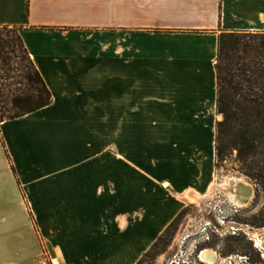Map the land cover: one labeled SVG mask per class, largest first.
<instances>
[{"label":"crops","instance_id":"obj_1","mask_svg":"<svg viewBox=\"0 0 264 264\" xmlns=\"http://www.w3.org/2000/svg\"><path fill=\"white\" fill-rule=\"evenodd\" d=\"M26 3L0 24L53 100L0 122V264H137L212 185L219 35L264 30V0Z\"/></svg>","mask_w":264,"mask_h":264},{"label":"trees","instance_id":"obj_2","mask_svg":"<svg viewBox=\"0 0 264 264\" xmlns=\"http://www.w3.org/2000/svg\"><path fill=\"white\" fill-rule=\"evenodd\" d=\"M20 30L18 25L0 24V122L39 110L53 100ZM215 66L217 108L223 115L216 127V165L237 149L238 158L264 187V30L222 32ZM182 212L145 255L175 230ZM255 221L264 225V208Z\"/></svg>","mask_w":264,"mask_h":264},{"label":"rangeland","instance_id":"obj_3","mask_svg":"<svg viewBox=\"0 0 264 264\" xmlns=\"http://www.w3.org/2000/svg\"><path fill=\"white\" fill-rule=\"evenodd\" d=\"M219 114L222 119L223 115ZM114 136V130H103V137ZM216 167L209 191L200 201L189 204L183 210L175 230L165 234L164 239L143 257L140 264H264V250L255 242L264 240V225L255 221L264 208V187L261 180L254 172L247 170L238 158L237 149ZM225 176L241 178L249 184L250 195L241 204L242 207L234 204L228 197L227 188L224 187L223 190L215 187L214 184L223 182ZM215 188L220 190L219 194H212ZM23 198L24 194L22 196L17 192L10 195L13 203L11 212L14 215L18 213L14 204L25 201ZM209 200L212 202L211 207ZM232 226H237L239 230L233 233ZM252 227L257 233L249 235ZM6 233L7 223L0 218V239ZM206 248L216 252L217 258L213 262L200 259V251ZM43 249L46 250L44 246Z\"/></svg>","mask_w":264,"mask_h":264},{"label":"bare ground","instance_id":"obj_4","mask_svg":"<svg viewBox=\"0 0 264 264\" xmlns=\"http://www.w3.org/2000/svg\"><path fill=\"white\" fill-rule=\"evenodd\" d=\"M223 182H217V183H215L214 185H215V187H219V188H224V189H226V193L228 194V197H230V198H232L233 197V195H232V192L230 191V188H232L234 185H236L237 184V182H239L240 180L239 179H237V178H235V177H232V176H225L224 177V179L222 180ZM248 185L244 182H241L240 181V192H241V194H244V191L246 190V187H247ZM223 189V190H224ZM198 201H200V199H198ZM254 232H255V230H254ZM255 234V233H254ZM256 236V235H255ZM256 238H257V236H256ZM255 238V239H256ZM256 241V240H255ZM257 244H261V243H259L258 241H257ZM257 246V245H256ZM261 246L263 247V250H264V244H261ZM259 247V246H258ZM202 257H203V259H205L206 261H209V262H213L216 258H217V254L213 251V250H211V249H208V248H206V249H204V251H203V254H202Z\"/></svg>","mask_w":264,"mask_h":264},{"label":"flooded vegetation","instance_id":"obj_5","mask_svg":"<svg viewBox=\"0 0 264 264\" xmlns=\"http://www.w3.org/2000/svg\"><path fill=\"white\" fill-rule=\"evenodd\" d=\"M233 177V176H232ZM235 178H237V177H235ZM237 179H239L241 182H245L244 180H242L241 178H237ZM240 181L239 182H237L238 184H236V185H234L232 188H230V191L232 192V195H233V197L232 198H230L233 202H234V204H236L237 206H239V207H242L243 205H241V204H243L245 201H246V199H247V197H249V195H250V192H249V184L247 183V182H245L248 186L246 187V190L244 191V194H241V192H240ZM257 241L258 240H256V244H257ZM259 243H261V244H264V240L263 239H260L259 240ZM261 244H257L260 248H262L263 249V247L261 246ZM203 251H204V249H202L201 251H200V255H199V257H200V259L201 260H203V261H206L205 259H203V257H202V254H203ZM215 252V251H214ZM216 253V252H215ZM206 262H209V261H206ZM210 263V262H209Z\"/></svg>","mask_w":264,"mask_h":264},{"label":"built area","instance_id":"obj_6","mask_svg":"<svg viewBox=\"0 0 264 264\" xmlns=\"http://www.w3.org/2000/svg\"><path fill=\"white\" fill-rule=\"evenodd\" d=\"M220 193V190L219 189H217V188H215V190H214V192L212 193V194H219ZM209 205H210V207H211V205H212V202H211V200H209ZM232 231H233V233H236L238 230H239V228L237 227V226H232ZM254 230H255V232L257 233V230L255 229V228H251V231L248 233L249 235H254ZM254 240H255V238L254 237H252ZM256 242V241H255Z\"/></svg>","mask_w":264,"mask_h":264}]
</instances>
